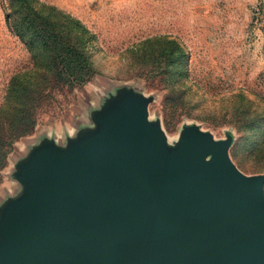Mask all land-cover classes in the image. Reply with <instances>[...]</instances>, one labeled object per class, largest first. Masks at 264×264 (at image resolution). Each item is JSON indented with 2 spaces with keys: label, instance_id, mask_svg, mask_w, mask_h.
<instances>
[{
  "label": "water",
  "instance_id": "1",
  "mask_svg": "<svg viewBox=\"0 0 264 264\" xmlns=\"http://www.w3.org/2000/svg\"><path fill=\"white\" fill-rule=\"evenodd\" d=\"M154 100L123 86L66 143L16 163L0 205V264H264V173L185 125L171 143Z\"/></svg>",
  "mask_w": 264,
  "mask_h": 264
},
{
  "label": "rangeland",
  "instance_id": "2",
  "mask_svg": "<svg viewBox=\"0 0 264 264\" xmlns=\"http://www.w3.org/2000/svg\"><path fill=\"white\" fill-rule=\"evenodd\" d=\"M13 1L0 0V205L21 190L15 165L34 145L66 143L123 86L154 97L150 117L171 143L188 124L232 133L234 162L264 173V0H43L79 20L61 26L84 31L87 74L17 32Z\"/></svg>",
  "mask_w": 264,
  "mask_h": 264
},
{
  "label": "trees",
  "instance_id": "3",
  "mask_svg": "<svg viewBox=\"0 0 264 264\" xmlns=\"http://www.w3.org/2000/svg\"><path fill=\"white\" fill-rule=\"evenodd\" d=\"M5 8L8 21L15 23L17 32L24 34L27 30L31 31L39 39V46L48 49L63 68L69 69L78 61L81 64L86 61L78 42L79 39H85L84 31L73 32L70 26H61L79 22L64 9L43 0H17L10 2ZM80 26L83 27L81 23ZM76 68L79 72L88 73L86 66L79 64Z\"/></svg>",
  "mask_w": 264,
  "mask_h": 264
},
{
  "label": "crops",
  "instance_id": "4",
  "mask_svg": "<svg viewBox=\"0 0 264 264\" xmlns=\"http://www.w3.org/2000/svg\"><path fill=\"white\" fill-rule=\"evenodd\" d=\"M53 3L57 4L58 6L64 7V8H73L77 6L79 1L87 2L89 0H51Z\"/></svg>",
  "mask_w": 264,
  "mask_h": 264
}]
</instances>
